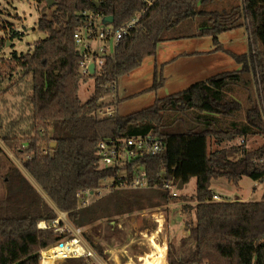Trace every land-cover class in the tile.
Returning <instances> with one entry per match:
<instances>
[{
	"label": "trees",
	"instance_id": "obj_1",
	"mask_svg": "<svg viewBox=\"0 0 264 264\" xmlns=\"http://www.w3.org/2000/svg\"><path fill=\"white\" fill-rule=\"evenodd\" d=\"M149 1V2H147ZM55 0L40 10L38 29L48 37L36 42L28 54L0 57V82L8 91L29 85V118L33 126L28 138L4 137V142L31 175L54 207L14 164L4 179L6 195L0 199V264H40L43 251L57 246L71 233L40 229L65 213L81 229L99 257L104 249L86 235L101 221L143 214L179 202L194 212L188 236L169 245V264H264V194L262 201H215L213 181L226 179L238 186L248 177L264 186V145L248 147L247 140L264 136V121L258 101L249 96L246 119L240 120L242 103L231 97L235 86L249 88L258 76L264 98V0ZM40 4L46 0H39ZM139 23L118 44L99 73L91 75L94 92L87 101L80 97L83 80L75 33L84 24L83 12L113 17L115 29L137 14ZM199 22L196 37L212 38L214 52L227 53L241 69L217 74L126 116L99 117V111L120 99L106 100L110 90L101 88L138 71L144 60L158 54L159 45L187 39L180 31L190 21ZM245 29L249 52L236 54L224 49L220 37ZM21 35L13 31L9 40L0 39V52L7 41ZM18 77L25 83L15 80ZM28 80V81H27ZM165 78L156 68L154 85L164 87ZM18 89V88H17ZM14 91V90H13ZM32 107V108H31ZM153 134L165 142L164 152L132 165L144 168L158 188L121 187L118 173L101 168L97 146L108 137ZM246 143L241 144L240 140ZM56 144L53 148L52 144ZM5 151L0 146V157ZM197 180L196 194L173 196L163 189L172 182L184 187ZM110 193L87 207L78 192ZM121 185V186H119ZM64 223L61 222V226ZM114 228L113 224L111 225ZM148 227V220H144ZM89 264L86 259L70 260Z\"/></svg>",
	"mask_w": 264,
	"mask_h": 264
},
{
	"label": "rangeland",
	"instance_id": "obj_2",
	"mask_svg": "<svg viewBox=\"0 0 264 264\" xmlns=\"http://www.w3.org/2000/svg\"><path fill=\"white\" fill-rule=\"evenodd\" d=\"M46 5V3L40 4L39 0H0V39L9 40L12 38L13 31L16 32V28L25 31L20 37L14 39L12 43L7 41V46L4 51L0 52V57H11L14 52L22 55L31 53L36 42L42 41L48 37L46 33L41 32L37 27L40 18L39 12L46 7ZM198 26L199 22L197 20L190 21L184 29L180 31V36L188 37L185 47L187 51H189L188 53L190 56L193 55V52L197 51V49L210 51L215 47L212 38L200 37V39H196V35L199 31ZM222 38L225 40L226 44H229L228 41L231 40L229 35H224ZM249 45L247 43L244 45L237 44L234 51L239 53V55L244 53L247 54L249 52ZM223 47L225 49L224 45ZM182 52L183 51L180 53ZM223 53L221 55L219 54V56L214 59H204L196 64L191 62L186 63L189 60L176 63V65L170 67L168 71V73L171 72L176 74H172V77L175 79L168 82L159 90H149V88L154 85V58L156 56L146 58L138 72L119 80L118 90L120 93V103L118 108L115 106L117 110L116 115L126 116L140 111L151 106L158 98H164L187 89L193 85V76L203 75L204 71H211L217 74L241 69L240 65H238L232 57L230 58L226 55L227 53ZM15 80L20 81L19 83H25L18 77H15L14 82ZM9 86L10 83L0 82V146L4 149L6 154L4 157H0V199L6 195L4 179L11 165L14 164L40 192L44 199L54 207L51 200L24 168L22 160L16 157L15 153L8 148L3 140L4 137H13L16 135L20 136V138H28L34 135V133L32 134L33 126L30 124V120H27L30 114L28 113L29 106H31L29 100L31 93L28 90L29 85L21 84L20 88L17 87L18 89L14 87V91H8ZM94 87L95 84L93 79L82 81L80 97L83 101H87L91 97L94 92ZM250 95L258 101L264 121V98L262 97V87L259 76L253 80L249 88L245 85L235 86L234 91L230 95L231 97H236L242 103V111L239 114V119H246V110L250 104L248 101ZM105 99L110 100L109 97ZM247 144L250 148H258L264 145V136L255 135L252 138H248ZM225 180L226 179L213 181L211 186L214 193L222 194H220L222 200H238L245 202L262 201L264 194V186L262 184L245 177L238 186H229L227 180ZM196 190L197 180L193 179L184 189L180 190V194L191 197L196 194ZM109 193L110 190L102 189L100 194L91 198V201L94 202L101 199ZM59 216L62 218L61 220L64 224L72 225L67 215L59 213ZM156 218L164 221V226L160 231L158 230L159 224L155 221ZM145 219L148 220V227H144ZM193 219L194 212H186L183 209V203L179 202L169 207L149 210L143 214L136 213L132 216L120 217L117 219L118 225H116L115 221H101L93 228H86L85 233L87 236L91 237L97 245L104 249V254L107 258L100 257L102 264H145V260L149 259V256L155 254L150 237L156 233L155 242L159 245L164 243L167 244L165 258L163 262L161 261L158 264H169L170 243L174 242L177 246L182 238L188 236L187 229ZM112 224L116 226V228L111 226ZM84 238L85 240L87 239L85 235ZM88 263L99 264L93 259H90ZM58 264L76 263L61 261Z\"/></svg>",
	"mask_w": 264,
	"mask_h": 264
},
{
	"label": "built area",
	"instance_id": "obj_3",
	"mask_svg": "<svg viewBox=\"0 0 264 264\" xmlns=\"http://www.w3.org/2000/svg\"><path fill=\"white\" fill-rule=\"evenodd\" d=\"M147 1V0H146ZM149 2V1H147ZM150 3V2H149ZM144 11L137 14L129 22L123 26L115 29L112 24H104V18L99 14L93 12H83L81 15L84 18V24L75 33V42L79 55L81 56L80 70L83 80L91 79V75L99 73L106 63L108 58H113L116 47L119 42L129 34L130 30L134 28L138 23ZM16 33L22 35L25 33L20 28H16ZM95 66L94 73L91 72V66ZM101 88L110 90L107 97L110 100H115L118 97V83L111 82L107 85H100ZM110 100H108L110 102ZM116 109L114 105L107 106L99 111V117L108 118L116 115ZM241 144H245L246 140H240ZM165 142L162 138L153 134L127 136V137H108L100 140L97 146V154L99 156V164L101 168L112 169L118 173V181H120L122 188L131 189H150L158 188V185L153 184L148 177L147 171L136 166L133 170V178L129 179L128 174L132 165H136L139 161L147 157H157L164 152ZM264 163V159L260 160ZM107 187L110 190L111 184L115 185L112 181L107 182ZM163 189L168 190L173 196L179 195L178 185L175 186L172 182H166L163 184ZM101 192V191H100ZM96 193V195L100 194ZM95 194L89 191L83 193L78 192L77 197L81 200V206L87 207L93 203L91 198ZM215 201H222V197L219 194H215L213 197ZM61 213V212H58ZM66 215L65 213H62ZM158 214V213H157ZM62 218L52 222L39 223L40 229H51L59 233H71L73 238L64 239L57 244V246L45 250L41 254L40 264H58L61 261H70L78 259H90L95 260L99 264H102L100 257L94 251V249L87 243L84 238L81 229H77L72 225L64 224L61 226ZM64 223V222H63ZM80 246L82 252L76 247ZM46 254H51L47 256Z\"/></svg>",
	"mask_w": 264,
	"mask_h": 264
},
{
	"label": "crops",
	"instance_id": "obj_4",
	"mask_svg": "<svg viewBox=\"0 0 264 264\" xmlns=\"http://www.w3.org/2000/svg\"><path fill=\"white\" fill-rule=\"evenodd\" d=\"M224 35H229L230 36L231 40L228 41L229 44H226L225 40L222 38ZM224 35H222L220 37L222 45L225 46L226 50H230L233 53L239 54V53L234 51L235 50L234 48H235V46H237V44L244 45L245 43H247L249 45V37H248V33L246 32L245 29L231 31V32L226 33ZM196 39H200V37H197ZM226 39H228V38H226ZM185 44H187V39L175 40V41H167V42L162 43L160 45V47L158 48V54L154 58V68H155L154 71H156V68L159 69L160 73L165 78L164 86L168 82L173 81L175 79L172 76L176 75V74L175 73H171V72L168 73V71H169V68L174 66V65H176V63H181V61L189 60L186 63H190L191 62L193 64H196L199 61L204 60V59L205 60H208L210 58L214 59V58L218 57L219 54L221 55L223 53V52H214V50H215V47H214L210 51L197 49V51H194L193 55L190 56V54L188 53L189 51H187V49L185 47ZM181 51H183V52L180 53ZM186 54H188V55H186ZM223 54H225V53H223ZM226 55L229 56L228 54H226ZM138 71H136V72H138ZM135 73H133V74H135ZM214 74L215 73H212L211 71H204L203 75L193 76V80L194 81H193L192 84L207 80V79H209V78H211V77H213V76H215L217 74H220V73H217L215 75ZM183 75H185V74H183ZM186 75H190V74H186ZM181 91H183V90H181ZM117 98L120 99L119 90H118V97ZM117 108H118V106H117ZM221 180H224V179H221ZM227 182H228L229 186H234V184L229 182L228 180H227ZM215 194H217V193H215Z\"/></svg>",
	"mask_w": 264,
	"mask_h": 264
},
{
	"label": "bare ground",
	"instance_id": "obj_5",
	"mask_svg": "<svg viewBox=\"0 0 264 264\" xmlns=\"http://www.w3.org/2000/svg\"><path fill=\"white\" fill-rule=\"evenodd\" d=\"M155 221L159 224V231L163 228L164 226V221L162 219H158L156 218ZM156 233L153 234L152 237H150L151 240V244L155 250V254L152 256H149V259L145 260V264H158L159 262H163L164 258H165V254H166V250H167V244L164 243L162 245H159L155 242V238H156ZM147 238V237H146ZM79 251H83L82 248L80 246L76 247ZM47 256L51 255V254H46ZM52 263V262H50Z\"/></svg>",
	"mask_w": 264,
	"mask_h": 264
},
{
	"label": "water",
	"instance_id": "obj_6",
	"mask_svg": "<svg viewBox=\"0 0 264 264\" xmlns=\"http://www.w3.org/2000/svg\"><path fill=\"white\" fill-rule=\"evenodd\" d=\"M46 2H47V5H48L49 7H52V6L55 5V3H56L55 0H46ZM103 23H104V24H113V23H114V18H113V17H106V18L103 20ZM90 69H91V72L94 73V71H95V66L92 65ZM52 147L55 148V147H56V144H55V143L52 144ZM178 188H179V190L184 189V185H183L182 182L179 183Z\"/></svg>",
	"mask_w": 264,
	"mask_h": 264
}]
</instances>
